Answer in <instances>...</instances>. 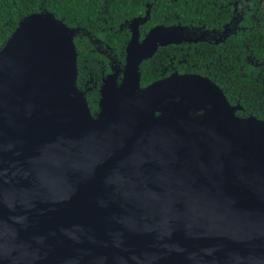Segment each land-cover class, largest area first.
Instances as JSON below:
<instances>
[{"label": "water", "instance_id": "95a60500", "mask_svg": "<svg viewBox=\"0 0 264 264\" xmlns=\"http://www.w3.org/2000/svg\"><path fill=\"white\" fill-rule=\"evenodd\" d=\"M151 8L120 25L96 113L75 37L110 46L87 28L42 3L0 48V264H264V119L198 73L142 86L160 46L210 41L181 22L141 39Z\"/></svg>", "mask_w": 264, "mask_h": 264}, {"label": "trees", "instance_id": "16d2710c", "mask_svg": "<svg viewBox=\"0 0 264 264\" xmlns=\"http://www.w3.org/2000/svg\"><path fill=\"white\" fill-rule=\"evenodd\" d=\"M233 1L235 0H0V48L5 45L17 28L20 19L27 14L39 11L44 3L45 7L57 17L62 18L68 25L85 27L93 37L102 38L110 43L114 47L118 59L125 62V48L130 33L128 28L120 30V25L140 13L144 14L148 3H152L151 18L141 26L142 36L152 25L158 23L181 22L188 25H217L218 21L229 19ZM262 16H264V11ZM213 18L216 20L213 21ZM246 23L252 24L251 20ZM257 31L254 29L248 33L240 34L238 37H232L229 47L237 49L238 52L239 49L249 46L256 49L253 54L256 56ZM191 43V45L182 43L160 46L152 57L141 63V84L148 85L154 80L169 75L174 70L205 73L209 42ZM75 44L78 51L77 83L80 87H91L87 91V97L91 110L96 113L99 108L102 79L105 74L111 71V65L109 59L98 52L88 35H77ZM262 52L264 54V46ZM230 53L231 64H238L239 60L236 57L244 56L243 53L232 55L233 50ZM245 63L249 64L248 61ZM243 83L244 81L239 77L232 78L228 85L221 84L232 103L238 99V91ZM244 104L247 110L239 111L238 114L253 113L264 118L263 115H258L255 112L254 103L246 101Z\"/></svg>", "mask_w": 264, "mask_h": 264}, {"label": "flooded vegetation", "instance_id": "af4514ba", "mask_svg": "<svg viewBox=\"0 0 264 264\" xmlns=\"http://www.w3.org/2000/svg\"><path fill=\"white\" fill-rule=\"evenodd\" d=\"M231 4H232V13L229 19L225 21H218L217 25H212V26L196 25V26H205V28L209 31L210 41H208L209 43L207 46L208 62L205 64V67H206L205 73H199L196 71H183V72L198 73L203 76H207L211 78L213 81H215L217 84H219L220 86L222 83L224 85H228L230 81L232 80V78L241 77L244 83H243V86L238 91L239 97L233 103L230 100L229 101L232 104L238 105L240 107L237 110V114L239 111L247 110L244 102L250 101L254 103L255 112H257L258 115L264 116V54L262 52V47L264 46V41H263L264 16H262L263 11H264V0H235L231 2ZM215 20L216 18H213V21ZM232 20H233V25L230 26L229 23ZM248 20H251L252 24H247L246 22ZM141 26H140V31H141ZM124 28H127V27L124 26L122 29L120 28L119 29L123 30ZM254 29L258 30L257 31L258 41H257V55L256 56H253V54L256 52V49H253L252 47L246 46L244 49H239L238 52H237V49L229 47L230 45L229 41L231 40L232 37H238L240 34H244L246 32L248 33V31H253ZM225 31L226 32L231 31V33L228 36H224ZM129 33L131 36L130 29H129ZM145 34L142 36V33H141V39L145 36ZM103 41L105 42L104 43L105 46L106 45L110 46V49L108 50L109 53L100 52L99 50L98 52L105 55L109 59V63L111 65V71H112V61L113 60L109 55H113L114 58L120 63V65L123 66L125 62H122L121 60L118 59L117 53L114 47L107 41L105 40ZM182 43H188L189 45L192 44L190 42H182ZM180 44H177V45H180ZM231 50H233L232 55H236L235 53L244 54L243 57H240V56L236 57L239 60L238 64L230 63ZM247 61L249 64L245 63ZM193 66H196V64H193ZM111 71H109L108 73H110ZM107 74H105L103 78ZM102 82H103V79H102ZM80 88L86 89V95H87V91L91 89V87H80ZM249 114H253V113H249ZM259 118L264 119L261 116Z\"/></svg>", "mask_w": 264, "mask_h": 264}]
</instances>
